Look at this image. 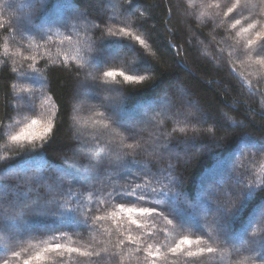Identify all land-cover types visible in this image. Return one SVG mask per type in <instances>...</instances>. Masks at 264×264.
<instances>
[{"label":"trees","instance_id":"obj_1","mask_svg":"<svg viewBox=\"0 0 264 264\" xmlns=\"http://www.w3.org/2000/svg\"><path fill=\"white\" fill-rule=\"evenodd\" d=\"M262 28L259 0H0V264H192L186 252L200 249L195 264H264L253 222L264 207V153L250 146L264 141ZM129 69L145 78L125 83L120 73ZM177 89L192 107L163 103ZM117 116L127 131L111 125ZM32 120L33 136L54 126L35 150L10 140ZM209 178L225 188L237 180L243 191L250 186L224 223L227 246L201 199ZM121 187L150 192L155 208L174 199L186 223L203 228L201 243L173 255L183 236L193 238L191 228L181 231L155 213H133L137 224L127 212L113 215L116 206L102 201ZM240 204L238 191L233 205ZM61 231L63 240L54 241ZM54 243L78 251H44Z\"/></svg>","mask_w":264,"mask_h":264},{"label":"snow or ice","instance_id":"obj_2","mask_svg":"<svg viewBox=\"0 0 264 264\" xmlns=\"http://www.w3.org/2000/svg\"><path fill=\"white\" fill-rule=\"evenodd\" d=\"M259 4L264 5V0H259ZM231 11L232 9L230 8L229 12ZM81 18L84 19L85 17H81ZM239 23L240 21L237 20L236 24H239ZM67 26H68V22L65 21V27ZM18 27L26 28V24L24 22H21V24ZM233 27H235V25H233ZM255 27H256L255 23L249 24L248 28H245L244 31H249V29H252ZM85 31L87 30L85 29ZM121 31H123V29H121ZM256 39L264 42V28H262L260 31L256 33ZM255 42H256L255 40H250L249 45L255 44ZM260 50L264 51V43H262ZM261 63L264 64V61H261ZM129 73L130 74H127L124 72L120 73V75L123 76V81L127 84H139L145 78L143 76L135 74V69H129ZM104 75L106 77H114L116 73H114L113 71H106L104 72ZM168 95H169V99L164 100L163 103H166L169 106L192 107L191 98L188 97L186 93L182 92L181 90L177 89L175 91L170 92ZM110 122L113 127L127 131V129L124 128L118 116L115 119L110 118ZM37 123L38 122L36 120H32L31 123L25 125V128H22L20 132L16 133L15 135H12L10 137V140L14 144H18L21 141H26L28 145L33 146L32 150H35L36 140H41L45 144L48 143L49 139L51 138V135L53 134L54 126L52 122H49L47 125L42 126V132L39 136H33V135L28 134L27 129L33 128L34 126L37 125ZM224 126L226 127V125ZM132 146H133L132 144L128 145L129 148H131ZM250 146L254 150L260 153H264V141L258 142V146H257V142H250ZM26 154L27 152H25V155ZM236 167L239 168L240 165H236ZM137 171L141 172L142 175L144 176H148V172L144 171L143 168H137ZM151 171L155 173L157 169L153 167ZM101 174H102L101 170L98 169L96 172V175L99 176ZM103 174H106V173H103ZM124 175H128V174L125 173ZM77 182H78L77 177L75 176L71 177V182L68 185L69 194L71 193L72 186ZM132 182L138 183L139 180L137 177H133ZM127 183H128L127 180H125V184ZM241 185H242V180H237L234 186L225 188L223 183L216 181L212 178H209L208 180L205 181L201 189V199L204 202L206 209H207L206 216L211 217V224L215 225L217 229V239L226 246L230 245L231 241L229 239L227 229L224 228V223L226 221H229L231 219V216L235 215L239 211V208L243 206V201L247 200L248 196L250 195V186H249V191H243L241 190ZM176 186L177 185L173 183V185H171L170 188L176 187ZM81 187H83V185H81ZM60 188L63 189V185H60ZM238 191H239V195L241 198V204L234 206L233 201L236 199ZM151 192H156V189L155 188L151 189ZM59 195L63 197L65 193L61 191ZM110 195L112 196V200L110 202L105 200V201H102V203H104L105 205L112 203L116 206V209H118V211H114L113 215L122 214V213L127 212L129 214L128 218L131 224H137V221L132 218L133 213H136L138 215L147 214L148 216H152L153 213H155L156 216L164 215L165 218H167L168 224L175 223L176 226L181 231H183L185 228H191L193 232V238L190 239L188 236H183L181 240L179 241V243L175 245V247H172L169 249V251L173 255L177 254L178 249L182 250V245H192L193 243L200 244L201 237L205 236V233L202 227H199V226L192 227L191 225H188L186 223L183 217V211H184L183 208H182L181 213L179 214L174 210L175 208L174 199H170L169 203L162 207L155 208L150 203V201L153 199V196L151 195L150 192H138L135 188L121 187L120 189L113 188L112 193ZM163 195L169 196V193H163ZM213 202H215V204H213ZM4 203L5 201L3 199H0V205H3ZM20 203H23V202L21 201ZM136 203H139L141 206L138 208L126 207V205H131V204H136ZM8 206L13 207V208L17 207V205H13L11 203H9ZM57 206L61 209L63 208V205L58 204ZM81 207H83L82 203H81ZM185 207H187V202H185ZM101 210L102 209L99 207L95 209V211H101ZM0 211H3V209H0ZM20 212L22 216L23 210L21 209ZM96 219L99 220L100 217L97 216ZM253 222L256 223L261 228L262 235L260 236V242H261L262 247H264V207H262L259 210L257 217ZM87 227H88V218H86L84 221V228H87ZM137 227H139V225H137ZM89 230H92V229H89ZM4 231L5 232L8 231L7 225L4 226ZM52 238L54 241L55 240L62 241L64 238V233L61 231L59 235L53 234ZM12 239H23V237L22 236L14 237L12 235H9V240H12ZM255 243H256L255 238L249 240V245H250L249 250L250 251H253V252L256 251L254 247H251V245H254ZM61 249H64L65 251H68V252L78 251V249L76 248L66 247L63 243H54L48 248H46L44 251L58 252ZM4 251H5L4 248H0V254H3ZM157 251H159V249H157ZM203 251L204 249H200L199 251L189 250L186 252V256L190 258V260L192 261V264H195L194 258L198 257ZM213 251H214L213 248L211 247L207 248V252L211 253ZM234 251L236 252L237 255L240 254V249L237 248V249H234ZM81 254L84 255V253H81ZM89 255H91V253H89ZM95 255L101 259L103 258V255L100 252H96ZM251 258L252 257L250 256L246 257L247 260H250ZM260 258L264 259V251L260 253ZM3 264H8L7 260H4ZM25 264H29V262L25 261Z\"/></svg>","mask_w":264,"mask_h":264},{"label":"rangeland","instance_id":"obj_3","mask_svg":"<svg viewBox=\"0 0 264 264\" xmlns=\"http://www.w3.org/2000/svg\"><path fill=\"white\" fill-rule=\"evenodd\" d=\"M81 89H82V88H81ZM81 89H80V92H81L82 95H87V96H88V95L90 94V93L88 94L86 91H84V89H83V90H81ZM18 100H19V99H18ZM19 103H20V102H19ZM233 242L235 243V240H233Z\"/></svg>","mask_w":264,"mask_h":264}]
</instances>
